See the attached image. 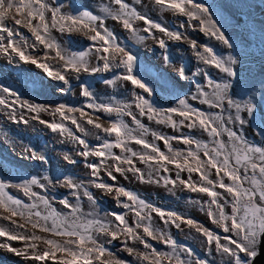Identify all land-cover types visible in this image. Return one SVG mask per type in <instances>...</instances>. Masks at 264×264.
Returning a JSON list of instances; mask_svg holds the SVG:
<instances>
[{
    "label": "snow or ice",
    "instance_id": "snow-or-ice-1",
    "mask_svg": "<svg viewBox=\"0 0 264 264\" xmlns=\"http://www.w3.org/2000/svg\"><path fill=\"white\" fill-rule=\"evenodd\" d=\"M134 2L139 4L140 0H134ZM111 3L118 8L105 5L102 7L103 12L106 16H111L113 20L121 22L123 28L131 32L133 36H137L134 21L141 20L145 25L143 31L150 37L152 29H157L171 39L178 41L186 39L180 32L170 31L142 15L126 0H111ZM154 3L175 15L186 17L189 27H199L205 35L211 36L230 50L227 55H221L211 46L198 45L195 40L189 41V46L197 59L205 65L218 69L220 73L225 74L227 79L217 81L204 70L193 73L194 78L202 74L204 83L201 84L199 80L194 79L196 91L191 98L217 109L214 113H206L193 108L186 98H177L176 107L158 108L144 95L135 94V106L140 116H147L149 120L155 119L157 123H167L174 129L178 127L192 129L199 126L207 134L209 141L201 142L188 136L172 137L171 139L178 140L186 146L185 150H174L168 137L152 132L154 140L163 141L168 152L171 153L168 155L161 151L157 144L143 138L150 130L140 124L131 111H125L129 105L120 102L97 103L93 90L85 84H81V95L89 100L85 108L91 109L93 113L103 111L109 114L115 112L117 115H128L143 129L141 136L133 135L128 125L120 120L110 121V126L105 127L94 121L81 108L64 104L51 108L49 105L29 100L21 101L15 90L3 85H0V106L11 109L8 117L13 122L25 124L28 121L23 116L17 120L14 106L18 105L35 113L49 111L51 108L53 114L58 113L62 118L60 122L55 120L47 122L39 119L38 115L33 116L32 119H39V122L46 124L52 132L59 131L61 136L67 134V138L80 146L76 149L77 155L84 157L85 166L91 170L93 177L90 183L95 188L107 193L113 192V185L103 181L101 172L113 181L116 180L114 173L125 175L126 172H131L142 183L162 181L165 186L171 184L175 187L178 182L192 193L206 194L209 199L203 202L202 207L208 208L207 214L213 223L218 224L224 233H231V235H225L223 237L225 242L221 243L219 234L198 225L192 219L185 220L178 213L165 211L148 204L123 186L114 189L117 203L134 213V227L128 223L127 213L105 212L101 216L97 207L96 211L83 214L79 203L72 204L67 197L58 201L69 210L62 213L53 207L52 201H55V195L50 200L47 195L41 194V192L47 193L53 186V178L44 176L42 179L46 180L47 184L42 183L41 178L37 177L22 179L15 184L10 180L0 179V209L8 213V215L0 216V219L14 226L13 228L0 226V238H4L0 241V249H6L25 260L40 262V264H46L49 260L54 264H130V262L115 258L105 247L106 243L121 239L124 250L140 264H191L193 256L191 249L178 246L171 236L152 226L151 213L155 212L165 224L170 222L179 228L181 223H184L195 228L201 236L206 238L208 248L211 249L214 243L217 253L226 256L229 264H253L258 255L259 238L264 236V144L250 142L246 136L238 134L234 127L228 125L243 127L248 124L256 135L264 140V81L261 82L260 96L257 100L253 94L254 86L248 85L236 70V65L242 63V46L226 34L223 24L215 18L210 5L201 3L199 0H154ZM68 7L70 10L64 11V5L57 3V0H0V54L7 57L10 62H15L18 58L24 63H31L42 69L49 78L63 82L66 87L60 89L62 93L71 88L67 78L69 70L77 74V79H79L81 72L97 73L117 68L123 71L105 83L114 85L116 81L130 82L135 88L143 90L148 97L153 96V89L139 74L141 66L138 63V57L125 45L117 42L115 34L105 26V16L93 14L88 9L73 7L71 4ZM9 19L13 21L12 25L6 22ZM193 21L198 24H193ZM15 26L27 28L35 41L44 46L46 50L44 58H37L28 53V39ZM180 27H184L183 22ZM51 29L69 34L73 31H80L93 43L89 45L87 51L69 53L62 50L51 37ZM138 39L142 41L146 37L138 36ZM156 42L161 49H166L164 39H157ZM36 46V43L31 44L33 49ZM49 49L55 51L56 57L62 62L59 68H54L47 62H41L42 59L49 58L47 52ZM93 49L95 59L103 61L102 65L100 63L91 65L89 52ZM164 60L166 63L169 62L166 54ZM177 72L182 79L187 78L183 65ZM236 86H239L241 90L233 93L232 90ZM8 97H14L11 104L8 102ZM75 112H79L81 118L87 116V124L105 133L108 138L97 135V139L102 140V143L90 146L85 139L76 136L63 122L70 120L78 131L83 132L84 128L77 118L68 115ZM242 113H246L247 118ZM174 116L181 119L177 121L173 118ZM225 135L227 141L223 139ZM113 136L114 139L111 138ZM130 142L142 146L147 151L134 150L128 146ZM114 148L119 149L121 154L117 155L113 152ZM25 151L30 153V159L47 163V158L34 149L29 147ZM90 156L99 158V162H89ZM64 158L69 163H76L67 154ZM135 160H139L151 170L145 173L136 167ZM152 164L156 167L152 168ZM169 164L176 169L175 180L171 176L160 175L161 170L164 173L169 172L167 167ZM212 170L215 171V179L210 178ZM153 171L156 177H153ZM185 171L188 173L187 180L180 176V173ZM193 173L198 175L199 182L192 179ZM55 181L62 186L66 184L71 189L70 195L74 196L77 201L81 200L82 194L93 205H96L92 193L82 182L77 183L72 177H55ZM32 186L38 187L41 192L33 191ZM9 187L21 190L32 203L25 204L18 197L8 194L6 189ZM121 196L126 197L131 203L120 201ZM196 203H201V201L198 200ZM213 206L215 211H213ZM229 207L230 213L225 211ZM149 209L150 211H146ZM14 217L25 219L32 229L41 233L65 238L64 243L61 244L56 239L38 235L36 231L28 233L25 224L17 223ZM110 217H114V220ZM21 229L24 231H20ZM140 229L142 232L138 231ZM149 239L158 240L172 251L157 250L148 242ZM12 241H20L22 247H13L10 243ZM128 241L133 243L138 241L146 251H138L135 247L129 246ZM36 242H42L45 247H39ZM178 247L181 252L186 253L188 259L177 251ZM241 253L247 259L242 258ZM195 264H207V262L196 258Z\"/></svg>",
    "mask_w": 264,
    "mask_h": 264
},
{
    "label": "rangeland",
    "instance_id": "rangeland-1",
    "mask_svg": "<svg viewBox=\"0 0 264 264\" xmlns=\"http://www.w3.org/2000/svg\"><path fill=\"white\" fill-rule=\"evenodd\" d=\"M142 1L143 0H140V3L136 4L134 0H126L127 3L136 7L137 11L142 15L159 23L162 27L170 31L180 32L186 39L179 41L171 39L157 29H152V36L150 37L148 33L143 31L145 25L141 20L134 21V28L137 30V36H133L131 32L123 28L121 22L113 20L111 16H106L103 12L102 7L105 5L118 8V6L111 3V0H57V3L64 5V11H69L70 9L68 6L71 4L73 7L88 9L93 14L105 16V26L115 34L117 42L125 45L138 57V63L141 66L139 74L153 89V96L148 97L141 89L135 91L134 86L130 82H127V86H115L105 83V81L112 80L114 76L123 71V69L117 68H113L112 71H101L97 73L81 72L79 74V79H77V74L71 73V70H69L67 78L69 79L71 88L62 93L60 89L66 87L63 82L49 78L42 69L37 68L31 63L19 61L18 58H16V65H11L9 59L3 54H0V85L15 90L19 94L21 101L29 100L34 103L49 105L51 108H55V106L60 104L81 108L86 111L94 121L101 123L105 127L110 126V121L120 120L128 125V129L133 135L138 137L141 136L143 129L134 123L130 116L117 115L115 112L109 114L103 111L93 113L91 109L85 108V105L89 102L88 98L81 95V84H85L93 90L97 103L120 102L121 104L129 105L125 111H131L136 116V119L140 121V124L150 130L143 138L157 144L161 151H164L168 155H171V153L168 152L163 141L154 140L151 135L152 132L168 137L174 150H185L186 146L178 140L171 139L172 137L188 136L194 137L201 142L209 141V137L199 126L192 129H188L187 127H178L174 129L167 123H161V125H159L155 119L149 120L147 116H140L135 106V94L144 95L147 99L153 101L158 108L176 107L177 98H186L193 108L200 109L206 113H214L217 109L211 108L201 103L199 100H193L191 98L196 91L194 79L199 80L201 84L204 83L202 74H198L194 78L193 73H197L198 70H204L217 81L227 79V77L225 74L220 73L218 69L205 65L202 61H199L189 46V41L195 40L198 45L211 46L221 55H227L230 50L226 49L219 41L211 36L205 35V33L199 30V27H189L186 17L175 15L159 5H155L153 14H148L147 11L140 8V6H142ZM150 2L149 0L148 4ZM199 2L210 5L215 14V18L220 20L223 24L226 34L241 44L243 53L241 57L242 63L236 65V70L248 85L254 86L253 94L256 99L259 100V90L261 87L259 85L264 81V0H199ZM156 6H159V10L156 9ZM164 11L167 12L166 16L164 15ZM110 21L117 23L118 30L116 26L109 25ZM6 22L10 25L13 24V21L10 19ZM182 22L184 23V27H180ZM192 23L198 24L196 21ZM15 27L27 37L29 43L27 49L28 53L37 58H44L46 51L44 46L39 45L35 41L27 28L22 26ZM119 27L121 29H119ZM158 34L164 36L163 39L166 42V49H161L156 42ZM138 36H144L146 39L141 41L138 39ZM51 37L62 50L69 53L72 51H87L89 45L93 43L80 31H73L69 34L67 32L61 33L56 29H51ZM17 39H19V37H17ZM33 43L37 45L35 49L31 47ZM47 52L49 58L42 59L41 62H47L54 68H59L62 62L56 57L55 51L49 49ZM165 54L169 58L168 63L164 60ZM90 56L93 57L90 58ZM89 61L93 66L97 63L101 65L103 63V61H97L95 59L94 49L89 52ZM32 65L37 69L36 71L31 70L30 66ZM181 65H183L185 69L186 79H182L178 75L177 70ZM117 82L118 81H116V83ZM240 90L239 86H236L232 92L235 93ZM13 99L14 97H8V102L11 104ZM14 107L17 120L23 116L28 123L13 122L8 117V113L11 112V109L0 106V179L6 181L10 180L15 184L22 179L37 177L41 178L42 183L47 184V181L42 178L44 176L52 177L53 186L50 187L47 193L41 192V189L36 186H32V190L41 192L42 195H47L50 200L52 196L55 195L56 199L52 201V204L57 211L62 213L69 211L58 202L59 199L67 197L70 203H79L83 214L96 211L97 207L101 216L105 212L127 213L128 223L134 227V213L125 209L122 204L117 203L114 189L115 187L123 186L125 189L137 194L138 197L143 199L146 203L165 211L178 213L185 220L192 219L197 222L198 225H202L204 228L219 234L221 236V243L225 242L223 240L225 235H231V233H224L218 224L213 223L212 219H210L207 214L208 208L206 206L202 207L203 202L209 199L206 194L192 193L184 189L183 185H180L178 182L175 187L171 184L165 186L162 181L160 183H142L137 176L131 172H126L125 175L114 173L116 180L113 181L101 172L100 175L103 181L109 185H113V192L107 193L104 190L95 188L90 183L93 177L91 176V170L85 166L84 157L77 155L76 149L80 148V146L75 141L67 138V134L61 136L59 131L52 132L46 124H41L39 122V119L47 122H52L53 120L60 122L62 119L60 115L58 113L53 114L51 108L49 111L35 113L29 111L27 108H21L18 105ZM37 115L39 119H32L33 116ZM68 115L75 116L84 128V131H78L70 120H64L63 122L76 136L85 139L90 146L102 143V140L97 139V135L108 138L105 133L87 124V116L81 118L79 112ZM242 115L247 118L246 113H242ZM173 118L177 121L181 119L178 116H174ZM228 126L234 127V130L237 131L238 134L246 136L250 142L264 144V140L256 135L250 125L246 124L243 127H239L238 125ZM111 138L114 139V136ZM223 139L227 141V136L225 135ZM128 146L137 151H147L143 149L142 146L136 145L133 142H130ZM29 147L43 154L47 158V163L30 159V153L25 151V149ZM113 152L117 155L121 154L119 149L114 148ZM65 154L75 160L76 163H69L64 158ZM201 157L203 158L202 153ZM88 161L99 162V158L90 156ZM109 163H112V161H109ZM135 163L136 167L140 168L145 173L151 170L147 165L140 163L139 160H135ZM155 167L156 165L152 164V168ZM167 167L169 168V172L164 173L161 170L160 175H168L175 180V167L170 164L167 165ZM152 174L153 177H156L154 171ZM180 176L182 179H188V173L186 171L181 172ZM55 177H72L75 182H82L92 193L96 200V205H93L92 202L86 197H83L82 194L81 200L77 201L74 196L70 195L71 189H69L66 184L62 186L56 183ZM210 178L215 179L214 170H212ZM192 179L199 182V177L195 173L192 174ZM225 182L227 183V180H225ZM6 190H8L10 195L18 197L25 204L32 203V201L16 187H9ZM217 190L222 191L220 189ZM119 200L125 202L127 198L121 196ZM198 200L201 201V203H196ZM127 202L131 203L130 201ZM45 211L47 210L45 209ZM146 211H150V209ZM213 211H215L214 206ZM225 211L230 213V207L226 208ZM3 215H8V213L0 209V216ZM151 217L152 226L154 228H158L162 232L167 233L176 241L178 246L191 249L193 253L191 264H195L196 258L206 261L207 264H229V260L226 256L217 253L215 244L213 243L211 249H209L206 238L201 236L198 232L191 231L192 227L184 223H181L179 228L175 227L170 222L165 224L155 212L151 213ZM87 218L90 219L92 217ZM13 219H15L17 223H24L28 233L36 231L38 235L56 239L57 242L61 244L64 243L65 238L63 237H54L48 233H41L38 230L32 229L30 223H27L25 219L19 217H14ZM110 219L114 220V217H110ZM165 219H167V217H165ZM0 226H7L9 228L14 227L10 222L2 219H0ZM20 231L24 230L21 229ZM138 231L142 232V229ZM191 233L197 240L190 236ZM3 240L4 238H0V241ZM148 242L161 252L172 251L171 248L158 240L149 239ZM10 243L13 247H22L20 241H12ZM36 243H38L41 248L45 247L42 242ZM128 244L129 246L135 247L138 251H146L143 245L139 244L138 241L135 243L128 241ZM105 247H107L117 259L130 262V264H140V262L135 260L124 250V244L121 239L106 243ZM177 251L185 259H188L186 253L181 252L179 247ZM240 255L242 258L247 259L243 253ZM0 264H40V262L25 260L23 257L17 256L6 249H0ZM46 264H54V262L49 260Z\"/></svg>",
    "mask_w": 264,
    "mask_h": 264
},
{
    "label": "bare ground",
    "instance_id": "bare-ground-1",
    "mask_svg": "<svg viewBox=\"0 0 264 264\" xmlns=\"http://www.w3.org/2000/svg\"><path fill=\"white\" fill-rule=\"evenodd\" d=\"M148 1L149 0H143L142 1V6H140V8L142 9V10H145V11H147V13L148 14H153V12L155 11V3H154V0H150L151 2L148 4ZM156 9L157 10H159V6H156ZM164 15L166 16L167 15V12H165L164 11ZM114 25V26H118L117 25V23H115L114 21H110V23H109V25ZM119 29H121L120 27H119ZM117 30H118V27H117ZM164 38V36H162L161 34H158V39H163ZM62 42H64V41H62ZM220 45V44H219ZM151 49V48H150ZM93 56H90V58H92ZM31 67V70H34V71H36L37 69L32 65V66H30ZM38 71H39V69H38ZM126 84H127V82H123V81H118L117 83H115L114 85L115 86H117V85H121V86H126ZM259 86H261V84L259 85ZM156 124V123H155ZM159 125H161V123H159ZM195 206V205H194ZM192 238H194L195 240H197V238L194 236V235H192V233H191V235H190Z\"/></svg>",
    "mask_w": 264,
    "mask_h": 264
},
{
    "label": "water",
    "instance_id": "water-1",
    "mask_svg": "<svg viewBox=\"0 0 264 264\" xmlns=\"http://www.w3.org/2000/svg\"><path fill=\"white\" fill-rule=\"evenodd\" d=\"M15 62H12L15 65ZM258 255L255 257L253 264H264V236H261L259 239V244L257 247Z\"/></svg>",
    "mask_w": 264,
    "mask_h": 264
},
{
    "label": "flooded vegetation",
    "instance_id": "flooded-vegetation-1",
    "mask_svg": "<svg viewBox=\"0 0 264 264\" xmlns=\"http://www.w3.org/2000/svg\"><path fill=\"white\" fill-rule=\"evenodd\" d=\"M130 46H133V45H130ZM10 63H11V65H13L12 62H10ZM16 63H17V60H16ZM16 63H15V65H16ZM127 85H128V84H126V86H127ZM129 86H130V85H129ZM138 89H139V88H135V87H134V90H135V91H137ZM140 95H142V94H140ZM6 191L8 192V190H6ZM8 194H9V193H8ZM259 239H260V238H259ZM258 244H259V242H258ZM257 247H258V245H257Z\"/></svg>",
    "mask_w": 264,
    "mask_h": 264
},
{
    "label": "crops",
    "instance_id": "crops-1",
    "mask_svg": "<svg viewBox=\"0 0 264 264\" xmlns=\"http://www.w3.org/2000/svg\"><path fill=\"white\" fill-rule=\"evenodd\" d=\"M191 231H193V232H197V231H195V230H194V228H192V230H191Z\"/></svg>",
    "mask_w": 264,
    "mask_h": 264
}]
</instances>
